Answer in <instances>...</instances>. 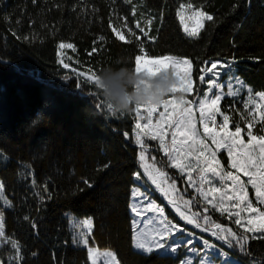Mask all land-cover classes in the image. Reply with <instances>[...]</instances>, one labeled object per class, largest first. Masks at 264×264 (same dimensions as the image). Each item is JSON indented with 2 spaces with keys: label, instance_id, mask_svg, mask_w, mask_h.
<instances>
[{
  "label": "trees",
  "instance_id": "16d2710c",
  "mask_svg": "<svg viewBox=\"0 0 264 264\" xmlns=\"http://www.w3.org/2000/svg\"><path fill=\"white\" fill-rule=\"evenodd\" d=\"M184 3L213 16L196 37L180 22ZM137 22L148 37L127 30ZM61 43L73 45L69 55L61 57ZM141 47L151 56L189 58L197 93L205 86L200 69L212 60L231 63L246 85L264 92V0H0V181L12 205L3 207L6 237L22 246L16 264H91V245L113 250L120 264H179L185 256L181 249L171 258L146 255L133 246L130 202L142 150L135 108L113 115L88 79L107 67H135ZM233 101L222 102L230 114L225 105ZM146 151L162 170L174 171L159 152ZM211 216L207 225L232 222L218 211ZM88 218L89 244L74 243L88 233L81 224ZM247 236L246 251L229 252L239 264H264V236ZM12 255L5 242L2 263Z\"/></svg>",
  "mask_w": 264,
  "mask_h": 264
},
{
  "label": "snow or ice",
  "instance_id": "6c2138e0",
  "mask_svg": "<svg viewBox=\"0 0 264 264\" xmlns=\"http://www.w3.org/2000/svg\"><path fill=\"white\" fill-rule=\"evenodd\" d=\"M181 9L185 6L182 4ZM191 8V5H188ZM180 16V22L182 25L185 23V17L182 13L178 14ZM195 15L198 17L197 27L189 29L186 25L184 26V32L189 37H196L199 35L200 29L204 27V21H213V16L206 12L197 10ZM151 19L147 21L148 25H151ZM136 27L140 29L145 37H148V32L140 28L139 23ZM131 32V29H128ZM113 31L117 34L118 39L129 43L125 36L120 34L115 28ZM135 35V33H133ZM101 40L103 37L100 38ZM139 39V38H137ZM72 48V44H60V48ZM141 53H144V48L139 49ZM211 67L201 68L200 71L204 73L199 76V82L203 83L207 80L208 92H212L214 87H219L217 81L212 79L218 74L219 68H231L230 64H220L219 62L208 61ZM181 65L187 66L181 70ZM64 68H68L67 64L63 65ZM135 70L137 73H144L146 76L155 75L158 72L171 71L175 76L177 83L173 85L171 93L168 98L159 105H138L135 107L136 116L138 121L135 125L137 129L136 133V143L143 146L144 136H150L152 140H159L160 147L164 150L165 157L170 163L171 168L179 169L181 175L185 173L189 183H193V169L194 167H199V162L207 164V167L199 168L200 171V181L201 183H212L209 179L208 174H211L213 178L218 177L219 183L223 185V182L230 180L231 195L228 192L222 191L221 188L215 186L208 189L207 192L202 191L200 187L196 188L197 193L202 195L207 201V205H211V208L205 206L203 209L204 213L211 211H219L222 215L228 213L230 218L234 219V223L244 229V234H238L233 232L229 228H224L220 224H215V229L211 231L210 237H215L218 241H223L224 245L229 249L239 248L240 251H246V240L248 239L247 233H259L264 236V223H256L254 220L249 219L244 222L240 217L243 211H250V214H255L257 209L253 207L252 201L248 199V193L245 189V184L240 180V176L232 172L222 173L218 169L220 168L219 160L216 159V152L212 151L205 155L208 149V145L205 144L203 139L198 138L199 134L196 129V124L194 123V113H193V103L198 106L200 113V120L204 127V132L211 135L212 143L216 145L217 150L227 149L228 155L231 158V167L236 169L237 172L243 171L244 175L248 177L247 184L255 190L256 199L264 204V135L255 136L251 130V126L247 129L248 142L245 143L241 139V127L239 124L235 125V131L228 130L229 117L224 115L223 124L220 125L222 130L221 133H216L214 129L209 128L208 123L205 121H211L215 124V113L220 112L219 102L222 96L215 94L209 96L205 93L203 97L197 98L196 101H189L184 95L181 96L180 100L177 101L176 93H189L193 91L192 82V68L191 61L186 58H179L175 56H162L146 62L142 61L141 55L135 56ZM210 74V75H209ZM89 80L96 82L97 76H89ZM251 93V89H249ZM237 93L231 89L228 91L227 95L234 96ZM261 100H264V92H259L255 94ZM253 102V96L249 95L248 103ZM247 107V104L245 105ZM162 111H159L160 108ZM264 109V105H258ZM141 109L147 112V123L141 125L139 120L144 119L141 116ZM159 111L160 119L153 123L152 116L153 113ZM222 114V113H221ZM251 115V113H249ZM166 126V127H165ZM167 129H174L172 131L171 143H167L165 136L167 134ZM237 150V155H233V150ZM195 156L197 164H193L190 157ZM141 161V167L143 171H136L133 173L135 181L139 184L140 182L147 183L151 182L155 185L164 196H169V191H167L161 182H158L157 173L160 176H167V173L156 169L155 165H149L145 163V153L142 150L139 157ZM154 159V158H153ZM175 189V182L169 186ZM4 189V185L0 182V192ZM209 193L220 194V204L217 205L213 203V199H209ZM133 204L130 206V211L133 215V225L136 229L133 235V246L137 249L143 251L146 255L155 254L161 256V253H167L168 258L179 253L181 248L185 251V256L180 260V264H205L206 259L210 257L211 252H215L220 258L227 264V259L229 253L223 248L217 246L212 240L205 239L202 235L195 237V233L189 231L186 226H182L179 223H175L170 220L165 215V208L155 203V201L150 200L147 193L141 192L140 189H132ZM0 200L5 203L0 206V239L6 240L8 244L11 245L13 250V255L10 257V264H16L17 261H23V256L21 254L22 246L18 241L13 240L10 237H6L5 234V219L3 215V207H11V203L7 201L6 197L0 196ZM143 201V203H141ZM225 201L233 202L234 208H239V211H235L234 214L230 211L229 207L225 206ZM169 204H171L178 216L185 225H193L195 229H201V224L198 222L196 214L189 216L185 211L177 206L176 201L169 199ZM190 201H185V205L189 204ZM243 206V207H242ZM155 214L158 219L149 218V214ZM260 217H264V212L259 213ZM202 219L207 222L209 216L207 214L202 215ZM155 222L158 227L153 229L151 232L145 233L141 230V225H148ZM83 227L88 229V233H81L79 238H74V243H82L87 246L89 244V235L91 233L93 222L91 218L85 219L81 222ZM202 232H209L207 227L202 229ZM223 233V234H221ZM184 237V239H178L177 237ZM195 237V238H194ZM197 240H199L200 247H197ZM88 256L91 259L92 264H97V249L93 247H88ZM191 255H188V254ZM35 255V254H33ZM109 260L106 264H120V261L116 258L115 253L106 252L104 253ZM209 264H216V261L209 260Z\"/></svg>",
  "mask_w": 264,
  "mask_h": 264
},
{
  "label": "rangeland",
  "instance_id": "374dc122",
  "mask_svg": "<svg viewBox=\"0 0 264 264\" xmlns=\"http://www.w3.org/2000/svg\"><path fill=\"white\" fill-rule=\"evenodd\" d=\"M183 5L185 7L183 9L180 8V10H179V13H182L183 16L185 17V23L183 25V28L186 25L191 30V29L197 27L198 17L195 15V13L197 12V10H201V11H203V10L201 8H198L194 5H192V4L184 3ZM188 5H191V8H189ZM137 23H139L141 29H144V31L148 32V27H146V25H144L140 22H137ZM137 23H136V25H137ZM128 29L132 30L130 33L137 32L136 26L135 27L127 26V30ZM116 30L120 34L125 36V31H123L121 29H116ZM138 37L141 38V37H145V36L140 31V33L138 34ZM63 44H69V43H63ZM66 49H71V48H68V47L61 48V50H60L61 57H64L67 54L69 55V53H66V51H65ZM140 55L142 56V61H144V62L158 58V57H162V56H175V57L186 58V59L190 60L187 57L171 55V54L161 55V56H151V55H148L144 52ZM212 61L213 62H219L220 64L226 63V64L231 65V63H227V62H224L222 60H216V61L212 60ZM180 67H181V70H183L187 66L181 65ZM207 67H211V65L208 63L205 68H207ZM191 68L193 69L192 62H191ZM211 78L215 79L217 81V84L219 85V87H214L212 89V92H208L209 86L207 84V80H205V82H203L205 84L203 91L201 93H197L195 91V81H194V78L192 76L193 91L189 92V93H180V94L184 95L187 100L193 101V102L197 100L198 96L203 97V95L205 93H208L209 96H213L215 94H219L222 96V99L219 102L220 112L214 114L215 115V124H213L211 121H205L206 123H208L209 128L214 129V131L216 133L222 134V130L220 128V125L223 124L224 115H227L229 117L228 130L229 131H235V125L239 124V126L242 129L240 138L243 139L245 143H247L248 139H249L248 133H247V129L249 128V126H251V130L253 132V135H255L257 137L260 135H264V109H262L261 107H258V105H264V100H261L258 96L255 95L256 93H259V92L253 91L250 86L246 85L242 81V79L234 73L232 68H230V69L227 67L219 68L218 74L214 77H211ZM230 89L232 91L236 92L237 94L234 96L227 95V93ZM249 89H251V93L249 92ZM249 95L253 96V102L252 103H248ZM226 97H231L234 99L232 104L229 103V104L225 105V107L227 109L231 108L233 110L232 114H230L223 107L222 102H223L224 98H226ZM246 104H247V107L245 106ZM192 107H193V113H194V123L196 124V129H197V132L199 134L198 138L203 139L205 144L208 145V149L205 152V155H208V153L215 151L216 152V159L219 160V164H220V168L218 170L221 171L222 173L232 172V173L240 176V180L242 182H244V184H245V189L248 193V199L250 201H252L253 207L257 209V212L255 214H250V211H248V210L243 211L241 213L240 218L244 222H246L249 219H252L256 223H264V217L259 216L260 212H264V204L260 203L256 199L255 190L251 187V185L247 184L248 177L244 175L243 171L237 172L236 169L231 167V158L228 155L227 149L217 150L216 145L212 143L211 135L204 132V127H203V124L201 123V120H200V113H199L198 106L195 103H193ZM162 110H163V108L161 107L159 111H162ZM159 111L153 113V116H152L153 123H155L157 120L160 119ZM134 113H135V115H134V132L136 134L137 129H136L135 125L138 121V117L136 116V110L134 111ZM249 113H251V115H249ZM141 116H143L144 119L139 120V122L141 123V125H144L147 123V112L143 109H141ZM233 116H235L236 118L234 119ZM258 127H259L260 131L256 132V128H258ZM173 130L174 129H167V134L165 136V140L169 144L171 143ZM126 137H128V135H126ZM143 140H144V145L143 146L140 145V147H142V150L145 153V163H147L149 165L154 164L153 162H151L148 159V156H147L146 150H148L150 148L159 152L167 161V158L165 157L164 150L160 147V142L158 139L152 140L150 138V136H144ZM141 151H140V153H141ZM140 153H139V157H140ZM233 155L234 156L237 155L236 149L233 150ZM190 160L192 161V163L194 165L197 164V162L195 160V156L190 157ZM139 162H140L139 171L142 172L143 168L141 167L140 159H139ZM167 164L170 166V163L168 161H167ZM154 165H155L156 169H160L161 171L167 173V176H160L157 173V177H158V182H161L162 186L167 191H169V196H167V197L164 196L163 193L159 189H157L155 187V185H152L150 181H148L147 183H144V182H140L139 184L136 183V185L133 188L138 187L141 192L147 193V196L150 198V200L155 201L156 204L163 206L165 208V215L170 220H172L175 223H179L182 226H186L189 229V231L195 233V237H199L202 235L205 239L210 238L212 240V242L217 244L218 247L223 248L225 251H227L229 253V257L227 259V264H239V260L237 258H235L229 252L230 249L227 248L226 245H224L223 241H218L215 237H210V233H211V231L216 230L215 224H220L224 228H229L233 232H236V233H238V231H244V229L241 228L240 226L236 225L234 223V219L230 218L228 213H225L223 215L226 216L227 220L232 221L230 224L221 223V222H214L211 225H207L206 223H209V221L212 220L211 214L214 211L205 213L209 216V220L207 222H205L202 219V212H203V209L205 208V206L207 205V201L204 199V197L202 195H200L196 191V188L200 187L202 189V191L207 192L209 188L215 186L217 188H221L222 191L226 190L228 192V195H231L232 194L231 193V187H232L231 181L226 180L223 182V185H222L221 183L217 182L219 179L218 177L213 178L211 176V174H208L209 179L212 180V183L211 184L201 183L199 168L207 167V164H205L203 162H199V167H194V169H193V183H189L186 173L182 176L179 169H174V171H172L171 174H169L168 172H166V171L162 170L160 167H158L156 164H154ZM171 175L175 176L177 179L181 180V183H182L181 186L178 185L177 180H173L171 178ZM173 182H175V189H172L169 187L171 184H173ZM213 195H215V199H213ZM0 196L6 197L4 191L0 192ZM169 199L175 200L177 206L181 209V211H185V213L187 215L192 216L193 214H196V216L197 215L200 216L201 220H198V222L201 224V229H195L193 225H185V222L180 219L177 212L175 211V208L171 204H169V202H168ZM209 199H213V203H215L217 205L220 204V194L209 193ZM7 201H9L8 198H7ZM185 201H190V203L185 205ZM133 202H134L133 197L131 196L130 206L133 204ZM4 203L5 202L3 200H0V206H3ZM141 203H143V201H141ZM224 203H225L226 207L230 208V211L233 214L235 211L240 210L239 208H234L233 202H231V201H225ZM4 207H6V206H4ZM207 207L211 208V205H207ZM167 208L171 209L174 216L171 217L168 214ZM133 215L134 214L132 213V216ZM149 218L153 219L154 221H155V219H158V217H156L155 214H152V213L149 214ZM156 227H158V225L155 222H153V223L148 224L146 226L141 225V230L144 231L145 233H148V232H151ZM204 227H207L209 229V232H202V229ZM133 228H134V232H135L136 229H135L134 225H133ZM79 230L80 229L77 228V226H76L74 229V232L78 233V232H80ZM221 234H223V233H221ZM251 234H259V233H251ZM177 238L178 239H184V237H180V236H178ZM5 242H6V240L0 239V249L4 245ZM196 246L200 247L199 240H197ZM89 247H93V246H89ZM93 248L98 250L96 253L97 264H106V261L109 260V258L106 255H104V253L109 252V251L115 253L111 249H100L97 247H93ZM138 250L142 251L140 249H138ZM181 250L184 251L183 248H181ZM98 252H102L100 254V256H98ZM188 255H191V254L189 253ZM213 259L216 261V264H225V261L222 258H220L214 251L210 253V257L208 259H206L205 264H209V260H213ZM90 263H92V261ZM0 264H3L1 259H0Z\"/></svg>",
  "mask_w": 264,
  "mask_h": 264
},
{
  "label": "clouds",
  "instance_id": "9594fccd",
  "mask_svg": "<svg viewBox=\"0 0 264 264\" xmlns=\"http://www.w3.org/2000/svg\"><path fill=\"white\" fill-rule=\"evenodd\" d=\"M119 64V61L117 62ZM177 83L172 72H158L152 76L137 73L135 67H107L97 75L95 85L113 114L131 111L138 105H159L167 99ZM182 94L177 93V101Z\"/></svg>",
  "mask_w": 264,
  "mask_h": 264
},
{
  "label": "crops",
  "instance_id": "0c3cea01",
  "mask_svg": "<svg viewBox=\"0 0 264 264\" xmlns=\"http://www.w3.org/2000/svg\"><path fill=\"white\" fill-rule=\"evenodd\" d=\"M134 235V234H133ZM91 246H93V247H97V245H91ZM98 248V247H97ZM137 249V248H136ZM138 250V249H137ZM102 252H98V256H100V254H101ZM89 260H91V259H89ZM91 262V261H90ZM92 264V263H91Z\"/></svg>",
  "mask_w": 264,
  "mask_h": 264
},
{
  "label": "built area",
  "instance_id": "2783aa9c",
  "mask_svg": "<svg viewBox=\"0 0 264 264\" xmlns=\"http://www.w3.org/2000/svg\"><path fill=\"white\" fill-rule=\"evenodd\" d=\"M108 109V108H107ZM136 145H138L137 143H136ZM138 146H140V145H138Z\"/></svg>",
  "mask_w": 264,
  "mask_h": 264
}]
</instances>
